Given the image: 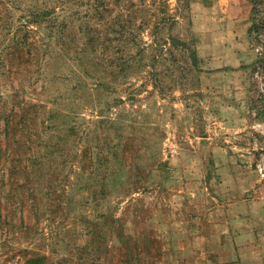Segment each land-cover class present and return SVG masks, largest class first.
<instances>
[{"label":"rangeland","instance_id":"rangeland-1","mask_svg":"<svg viewBox=\"0 0 264 264\" xmlns=\"http://www.w3.org/2000/svg\"><path fill=\"white\" fill-rule=\"evenodd\" d=\"M0 264H264V0H0Z\"/></svg>","mask_w":264,"mask_h":264}]
</instances>
